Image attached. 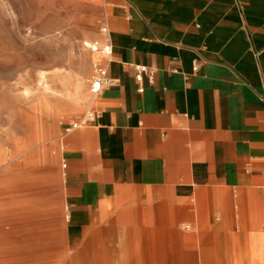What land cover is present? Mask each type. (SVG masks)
Wrapping results in <instances>:
<instances>
[{"label":"crops","instance_id":"crops-1","mask_svg":"<svg viewBox=\"0 0 264 264\" xmlns=\"http://www.w3.org/2000/svg\"><path fill=\"white\" fill-rule=\"evenodd\" d=\"M51 9L110 47L93 117L64 136L63 264H233L264 235V0Z\"/></svg>","mask_w":264,"mask_h":264},{"label":"rangeland","instance_id":"rangeland-1","mask_svg":"<svg viewBox=\"0 0 264 264\" xmlns=\"http://www.w3.org/2000/svg\"><path fill=\"white\" fill-rule=\"evenodd\" d=\"M60 16L51 0H0V264H63V126L93 110L84 42L100 45ZM233 264H264L262 232Z\"/></svg>","mask_w":264,"mask_h":264},{"label":"built area","instance_id":"built-area-1","mask_svg":"<svg viewBox=\"0 0 264 264\" xmlns=\"http://www.w3.org/2000/svg\"><path fill=\"white\" fill-rule=\"evenodd\" d=\"M92 51L100 52L101 55H108L110 54V47L105 46V47H98V46H93ZM136 74L135 77L137 80H141L142 74L148 75L150 80H152L153 75H154V70L151 68H148L143 65H135L134 66ZM196 69V66L194 67ZM110 83V79L107 77L106 74V68L104 65L99 64L98 66H94L92 75L89 79V92L94 96L97 93H99L104 86ZM139 91H142V88H139ZM93 112H88L87 117L91 118L93 117ZM79 122H70L67 124H64L63 126V136L66 134H69L71 131L74 129L78 128Z\"/></svg>","mask_w":264,"mask_h":264},{"label":"bare ground","instance_id":"bare-ground-1","mask_svg":"<svg viewBox=\"0 0 264 264\" xmlns=\"http://www.w3.org/2000/svg\"><path fill=\"white\" fill-rule=\"evenodd\" d=\"M84 45L85 46H90V43L88 42V41H86V42H84ZM92 47V46H91ZM103 47H105V46H102V48ZM96 53V52H95ZM98 53H100V52H98ZM97 65H99V63L98 62H96L95 64H93V66H97ZM87 117V116H86ZM84 118V117H83ZM79 120V122H80V120H82V118H79L78 119Z\"/></svg>","mask_w":264,"mask_h":264}]
</instances>
